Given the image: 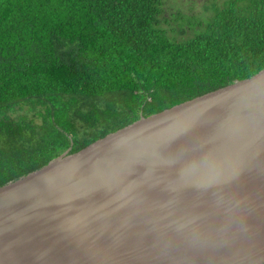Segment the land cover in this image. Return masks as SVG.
<instances>
[{
	"label": "water",
	"instance_id": "1",
	"mask_svg": "<svg viewBox=\"0 0 264 264\" xmlns=\"http://www.w3.org/2000/svg\"><path fill=\"white\" fill-rule=\"evenodd\" d=\"M0 264H264V69L0 187Z\"/></svg>",
	"mask_w": 264,
	"mask_h": 264
},
{
	"label": "trees",
	"instance_id": "2",
	"mask_svg": "<svg viewBox=\"0 0 264 264\" xmlns=\"http://www.w3.org/2000/svg\"><path fill=\"white\" fill-rule=\"evenodd\" d=\"M224 1L0 0V187L262 71L264 0Z\"/></svg>",
	"mask_w": 264,
	"mask_h": 264
},
{
	"label": "rangeland",
	"instance_id": "3",
	"mask_svg": "<svg viewBox=\"0 0 264 264\" xmlns=\"http://www.w3.org/2000/svg\"><path fill=\"white\" fill-rule=\"evenodd\" d=\"M212 2L213 0H164L165 9L169 12H181L185 15L190 16H202L207 11L205 5ZM224 0H219L222 2ZM227 1V0H226ZM224 1L223 4L226 3ZM167 12L168 15L171 13Z\"/></svg>",
	"mask_w": 264,
	"mask_h": 264
}]
</instances>
